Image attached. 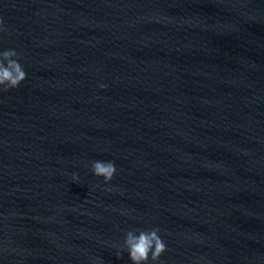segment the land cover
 Wrapping results in <instances>:
<instances>
[{
  "label": "water",
  "instance_id": "1",
  "mask_svg": "<svg viewBox=\"0 0 264 264\" xmlns=\"http://www.w3.org/2000/svg\"><path fill=\"white\" fill-rule=\"evenodd\" d=\"M0 20L26 72L0 91V264H131L125 233L154 227L162 264H264V0H0Z\"/></svg>",
  "mask_w": 264,
  "mask_h": 264
},
{
  "label": "clouds",
  "instance_id": "2",
  "mask_svg": "<svg viewBox=\"0 0 264 264\" xmlns=\"http://www.w3.org/2000/svg\"><path fill=\"white\" fill-rule=\"evenodd\" d=\"M2 23L0 20V25ZM25 79L26 72L19 63V54L14 49L0 52V91L17 89ZM105 87L101 85V88ZM91 171L95 176L102 177L107 184L112 181L117 170L111 161H93ZM72 179L77 182L78 176L74 174ZM160 232L159 227L129 230L125 233L120 252L127 251L131 264H162L160 257L167 251V246Z\"/></svg>",
  "mask_w": 264,
  "mask_h": 264
}]
</instances>
